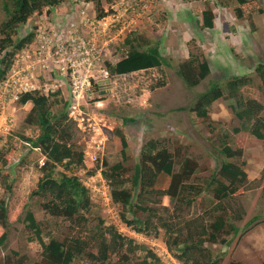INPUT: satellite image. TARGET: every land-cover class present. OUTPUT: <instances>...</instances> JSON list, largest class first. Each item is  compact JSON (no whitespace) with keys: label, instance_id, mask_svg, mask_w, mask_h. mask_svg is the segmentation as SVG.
Returning a JSON list of instances; mask_svg holds the SVG:
<instances>
[{"label":"trees","instance_id":"1","mask_svg":"<svg viewBox=\"0 0 264 264\" xmlns=\"http://www.w3.org/2000/svg\"><path fill=\"white\" fill-rule=\"evenodd\" d=\"M67 1L70 0H0L4 15L0 22V102L11 101L1 83L6 80L15 56L36 38L37 26L21 37H18L19 30L34 17L42 14L50 17L53 9L57 10ZM101 1L92 0L99 19L104 15ZM192 1H203L202 10H193L201 18V28L213 29L216 16L210 5L215 3L221 9L223 2ZM259 1L233 0L235 5L231 7L235 17L243 19L261 14L263 9ZM125 45L128 47L126 54L113 64L106 63V67L112 76L130 75L137 94L146 101L154 91L166 86L164 68L170 65L161 55L159 46H150L143 38L139 41L138 38L127 39ZM210 69L203 54L190 52L176 68V74L191 90L209 76ZM253 75L264 93V64H259ZM253 86L256 85L250 76H233L225 84V95L218 82H210L205 91L195 96L187 110L198 120L207 121V128L211 129L214 122L210 118V107L220 99H230L233 101L230 112L237 122L230 132L234 136L245 133L264 141V107L257 98L242 94ZM27 103L32 107L18 138L31 149H38L44 158L42 165L35 161L30 172L29 197L40 201L41 210L54 219L55 225L60 220L67 226L53 235L48 231V227L54 228L53 224H47V227L38 221L25 202L19 209L18 222L23 226L27 244L38 249L39 259L31 261L28 256L11 250L0 258V264H74L79 261L86 262L82 264H112L114 258L118 260L113 264H131L134 257L138 258L134 264H162L153 248L121 234L105 219L89 216L94 207L91 192L74 174V170L84 166L83 155L73 143L74 124L66 110L69 103L60 89L49 96L25 93L18 104ZM128 121L131 119H123V125ZM115 131L122 146L120 160L114 164L103 160L89 173L94 175L100 169L110 192L111 204L119 208V223L146 237L163 234L168 252L181 264H223V256L214 255L208 246L224 247L229 243L226 236H236L240 232L236 223L242 217L230 201L247 179L243 167L232 161L240 158L242 152L233 149L230 132L219 130L217 149L223 160L200 185L191 183L197 164L188 157L181 158L178 151L171 152L165 141L157 138H148L141 146L137 161L129 166L126 138L120 129ZM13 140L11 137L0 138V191H12L9 157L18 158L24 152V145L17 148ZM21 162H25L24 156L18 164ZM206 193L211 196L212 207L204 215L188 216L196 202L207 203L203 202ZM164 197L169 198L171 207L162 205ZM255 220L253 218L246 226ZM9 222L7 204L0 199V251L7 245ZM227 264L246 263L231 261Z\"/></svg>","mask_w":264,"mask_h":264},{"label":"rangeland","instance_id":"2","mask_svg":"<svg viewBox=\"0 0 264 264\" xmlns=\"http://www.w3.org/2000/svg\"><path fill=\"white\" fill-rule=\"evenodd\" d=\"M70 2L73 3L66 2L58 10L63 21H66L65 18H69L70 15H77L79 11H86L90 16L95 12L92 3L82 4L76 0ZM101 2L104 5V0ZM116 2L119 3L120 0ZM150 2L148 11L142 14L140 26L133 32L136 35L128 39L138 38L139 41L143 38L150 45L158 43L163 57L170 65L164 68L167 84L164 88L154 91L146 101L137 94L134 80L130 75L115 78L114 85L98 93L94 89L92 95L86 99L87 103L83 101V110L96 125L92 128L86 126V131H81L76 126L73 129L74 142L85 153L84 166L74 170V174L91 190L90 197L94 207L89 216L92 219L98 216L105 219L108 224H114L121 234L153 248L161 256L162 264H174L163 256L166 252L163 234L156 237L135 235L133 231L120 224L117 219L119 208L108 202L105 182L101 174L90 175V170L95 168L97 162L107 160L110 164H114L120 160L119 139L112 137L104 142L103 147V144H99L102 137L99 136L96 127L105 124L106 129L115 128L114 131L117 129L122 131L127 139L126 155L129 157L127 162L129 166L137 161L141 145L148 138L165 141L171 152L178 151L181 158L188 157L197 164L198 169L192 176L191 183L202 185L223 160L217 149L219 130L230 132L237 125L229 108L233 101L223 98L212 104L209 109L210 118L214 122L211 129L207 128V121L198 120L188 112L187 108L197 94L207 89L210 82H218L227 95L225 84L233 76H250L256 86L247 88L242 94L245 97L257 98L264 107V93L259 88V80L253 75L255 68L259 64H264V0L259 1L263 9L261 14H252V17L243 19L233 16V7H231L235 5L233 0L226 2L229 10H218L215 3H212L211 7L216 14L213 29L201 28V18L193 11L195 8L202 10L203 1L195 3L192 0H150ZM104 6L106 8V5ZM129 15L135 17L137 14L128 12L124 17ZM3 18L0 7V22ZM75 18L79 19L77 16ZM28 23L19 30L18 37L26 34L33 26L43 28L54 21L50 18L42 21L40 17H34L32 22ZM124 39L123 36L116 38L108 48L110 53L117 51L113 60L120 59L126 54L128 47L125 46ZM31 49H34V46ZM190 52L203 54L211 68L209 76L191 90L185 87L175 72L177 65L186 60ZM50 86H52L51 82ZM30 109L31 104L20 105L12 100L0 102V138H13V143L19 148L18 134L23 131L24 121ZM128 118L131 121L123 125L122 119ZM230 134L233 149L242 152L240 158L232 161L242 166L247 174L246 181L230 201L234 210L242 217L241 221L236 223L240 232L236 236H226L228 245L224 247L214 245L208 248L214 255L223 256V264L231 261L263 264L264 141L254 139L245 133L235 136L232 132ZM22 156L25 162L18 164ZM35 161L40 165L42 156L38 150H31L28 147L20 157H9L8 168L12 175V191H0V199H3L9 210V237L6 248L0 251V258L9 251L15 250L21 255L28 256L31 261L39 259L38 249L27 244L23 226L18 222V216L21 215L19 209L25 202L38 221H42L47 227V224H53L54 228L48 227V231L53 235L67 226L60 220L55 225L54 219L41 210L40 201L36 197H29L30 172ZM210 198L209 193H206L203 202L207 203L196 202L192 205L188 216L198 213L204 215L205 211L212 207ZM161 202L163 206L171 207L168 197L162 198ZM253 218L256 220L247 227V223ZM117 260L118 258H114L111 263ZM136 261L138 258L134 257L131 264ZM82 263L86 262L79 261L74 264Z\"/></svg>","mask_w":264,"mask_h":264},{"label":"clouds","instance_id":"3","mask_svg":"<svg viewBox=\"0 0 264 264\" xmlns=\"http://www.w3.org/2000/svg\"><path fill=\"white\" fill-rule=\"evenodd\" d=\"M70 1H74V0H70ZM70 1L67 2L73 3ZM76 1L82 4L92 3L95 12L92 14V16H90L86 11H79L77 15L74 16L70 15L69 18L68 17L65 18L66 21H63V18L61 14L58 12V10L64 4H66L65 2L57 10L53 9L50 17H48L46 14L39 15L42 21H46L48 18H50V20L54 21V23H50V25L48 26L46 25L43 28L37 26L36 38L34 42L28 47H26L24 50H22L21 52L17 53L14 59V63L7 75V78L5 81L1 83V86L4 90L3 92L8 94V96L11 97V100L15 102H18L21 96L25 93L38 92L44 94V96H49V94H53L57 89H60L61 94L64 97V100L69 103L66 109L69 120L74 124V128L76 126V128H78L79 130L86 131V126L89 125L88 128H92L96 124L93 123L94 121L89 116V114L86 115L84 113L83 101L87 103L86 99H88V97L92 95L94 89H96L98 93L102 89L109 88V86H111L114 83L113 81L115 80V78L119 77V76L110 75L106 67V63L113 64L118 59L117 58L116 60H113V57L116 56L117 51H113L112 53H110L108 48L112 45L113 41L116 38L123 36L124 39L126 37L124 39V44H125V41L128 39V37H132L136 35V33L133 32H135L137 28L140 26L141 23L140 19L142 18V14L144 15L148 11L150 6L148 4H151V2L150 0H141V1L120 0V2L117 3L116 0L115 1L107 0L104 1V5H106V8L104 5H102L104 15L99 19L97 18L98 14L92 0L90 1L76 0ZM216 1L223 2L224 6L221 9L229 10V5L226 3L227 1L225 0L224 1L216 0ZM211 6L212 3L210 7ZM122 7H123V12L121 13ZM217 9L219 10V8ZM128 12L137 15L135 17H132L131 15L124 17ZM214 15L216 16L215 13ZM76 16L79 19H76L75 18ZM233 16L235 17V15ZM115 17L116 18L118 17V19H116ZM103 18H107L110 21V25L108 29L105 31L104 34L99 33L93 37L91 33L92 28L89 27L88 23L91 22L92 20L100 22ZM131 20H134L135 23L129 26L128 23ZM33 28L34 26L32 27V29ZM80 40H83L85 42L86 44L85 49H81L78 46ZM92 43H94L95 45L94 51H90L88 57L90 59V66H87L82 62V54L84 53L85 50L87 51L91 48ZM154 45H158V43ZM32 46H34V49H31ZM141 49H143V46L141 47ZM161 50H162L161 47H159L160 53ZM68 59H73V60L68 62ZM182 62H180L179 64H181ZM72 71L79 73V75L85 77L86 79L84 89H82V91L76 95L73 94L70 89ZM50 82L52 86H50ZM27 104H31V103H27ZM73 107H75V109H73ZM85 122H88L86 123L87 125L85 124ZM96 128L100 133L99 136L102 137V141H100L99 144L101 145L103 144V147L105 146L104 142H106L108 139H111L112 137H116L117 139H119V137L115 135L116 134V131H114L115 128L106 129L105 124L103 126H97ZM106 130H109L110 132H105ZM111 132H112V136H110ZM74 138L75 135L73 137V143L76 144L74 142ZM18 140L20 143V147L22 146V144L24 145V147H22L24 148V150L27 147L30 148L28 144L22 143L20 139ZM76 145L83 155V162H84L85 153L78 144ZM31 150H38V149H31ZM94 160H96V158H94ZM43 161L44 158L42 157V162L40 163V165L43 164ZM102 161L103 160H101L100 163H102ZM97 164L99 163L97 162L96 165ZM100 172H101L100 169H98L96 173L101 174ZM96 173L94 175H96ZM104 182H105L104 186L106 189L108 202L110 203L111 202L110 192L105 180ZM82 184L87 189L90 190V188L86 186L83 182ZM134 234L136 235V233ZM137 235H141V234H137ZM164 247L166 252L164 253L163 256L166 257V259L173 262L174 264H177L178 261L168 252L165 244ZM155 253L157 254V252ZM158 256L161 258L160 255ZM178 263L181 264L180 262Z\"/></svg>","mask_w":264,"mask_h":264},{"label":"built area","instance_id":"4","mask_svg":"<svg viewBox=\"0 0 264 264\" xmlns=\"http://www.w3.org/2000/svg\"><path fill=\"white\" fill-rule=\"evenodd\" d=\"M116 19H118V17ZM134 23H135V21L131 20L128 23V25L130 26ZM88 25L90 28H92L91 33H92V36L94 37L96 34H99V33L104 34L110 25V21L107 18H103L100 22L92 20L91 22L88 23ZM78 46L81 49H85L86 44L83 40H80ZM94 46H95L94 43H92L91 48L87 51L85 50L84 53L82 54V62H83V64H85L87 66H90V59L88 57H89L90 51H94ZM71 60H73V59H68V62H70ZM85 82H86L85 77L79 75V73H77L75 71H72L70 89H71L73 94H75V95L79 94L82 91V89H84ZM73 109H75V107H73Z\"/></svg>","mask_w":264,"mask_h":264}]
</instances>
